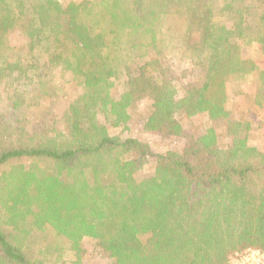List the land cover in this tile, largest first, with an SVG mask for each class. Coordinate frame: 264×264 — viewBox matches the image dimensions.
Masks as SVG:
<instances>
[{
    "label": "trees",
    "instance_id": "1",
    "mask_svg": "<svg viewBox=\"0 0 264 264\" xmlns=\"http://www.w3.org/2000/svg\"><path fill=\"white\" fill-rule=\"evenodd\" d=\"M249 1L0 0V264H85V242L102 264L264 251V150L249 143L264 111V12ZM253 46L261 67L243 58ZM240 74L254 92L231 115L226 81ZM141 101L143 130L182 138L178 149L110 133ZM201 115L210 124L191 133Z\"/></svg>",
    "mask_w": 264,
    "mask_h": 264
},
{
    "label": "rangeland",
    "instance_id": "2",
    "mask_svg": "<svg viewBox=\"0 0 264 264\" xmlns=\"http://www.w3.org/2000/svg\"><path fill=\"white\" fill-rule=\"evenodd\" d=\"M251 4L256 9V14L264 12V0H250ZM8 40L12 43L18 41L17 34H11L8 37ZM243 58L244 59H254L257 66L261 67L263 63V58L261 54L256 50L255 46L253 47H244L243 48ZM187 66V65H186ZM55 82L64 86L65 89L69 91L68 96L72 97L76 93H80L81 90H73V88L68 85L69 80L71 79L70 73L60 71L57 69L54 73ZM253 75L251 74H240L230 76L227 79V93L229 101L227 103V108L231 110V115H234L233 111H240L246 108L247 101L251 99L254 92V83L252 81ZM186 79H182L184 83ZM120 92V87H115L113 89V95H117ZM64 103V101H61ZM148 101L139 102L136 107L133 109V117L129 123L128 130L122 131L121 128H109V131L112 135H121V136H133L142 141H145L150 144L154 152H163L167 149H178L183 144L182 138H168L163 139L157 134H148L143 130V124L145 120L146 109L148 107ZM253 121V131L251 133V139L249 143L251 145L257 146L259 149L264 150V111L260 110L254 113ZM193 125L189 126L188 130L191 133H201L204 128H206L210 123L207 122L204 116L193 120ZM223 123L215 122L213 123L216 127H222ZM149 173V169H144L141 171L138 176H146ZM50 238L48 235L45 238H38L32 240L29 243V247L32 249L33 258L39 257V250L43 249L46 244L50 243ZM84 248V262L85 264H102L109 262V258L98 248H96L90 242L83 243ZM68 261L72 258V255H67Z\"/></svg>",
    "mask_w": 264,
    "mask_h": 264
},
{
    "label": "built area",
    "instance_id": "3",
    "mask_svg": "<svg viewBox=\"0 0 264 264\" xmlns=\"http://www.w3.org/2000/svg\"><path fill=\"white\" fill-rule=\"evenodd\" d=\"M264 251L246 250L231 256L227 264H263Z\"/></svg>",
    "mask_w": 264,
    "mask_h": 264
}]
</instances>
